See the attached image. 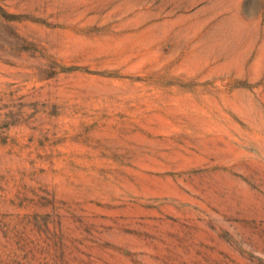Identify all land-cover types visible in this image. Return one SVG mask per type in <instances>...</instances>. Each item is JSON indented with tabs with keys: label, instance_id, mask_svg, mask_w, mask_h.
<instances>
[{
	"label": "rangeland",
	"instance_id": "1",
	"mask_svg": "<svg viewBox=\"0 0 264 264\" xmlns=\"http://www.w3.org/2000/svg\"><path fill=\"white\" fill-rule=\"evenodd\" d=\"M0 264H264V0H0Z\"/></svg>",
	"mask_w": 264,
	"mask_h": 264
}]
</instances>
